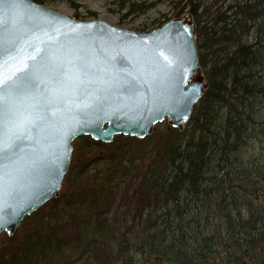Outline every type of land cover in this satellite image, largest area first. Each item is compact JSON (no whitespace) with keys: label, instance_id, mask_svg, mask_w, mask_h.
Segmentation results:
<instances>
[{"label":"trees","instance_id":"16d2710c","mask_svg":"<svg viewBox=\"0 0 264 264\" xmlns=\"http://www.w3.org/2000/svg\"><path fill=\"white\" fill-rule=\"evenodd\" d=\"M134 7L125 15L142 6ZM184 12L194 16L199 63L210 85L187 126L166 125L153 134L155 148L125 172L119 201L131 221L97 226L92 264H214L218 255L225 264H241L256 239L264 178L261 166L241 154L264 136V0H181L175 17ZM126 138L118 136L119 143L145 141ZM114 140L96 143L114 151ZM94 157L79 150L73 164L84 167ZM76 189L95 195L88 182ZM6 246L9 264L20 262L19 236H7Z\"/></svg>","mask_w":264,"mask_h":264},{"label":"water","instance_id":"95a60500","mask_svg":"<svg viewBox=\"0 0 264 264\" xmlns=\"http://www.w3.org/2000/svg\"><path fill=\"white\" fill-rule=\"evenodd\" d=\"M196 28L190 12L141 32L99 18H73L34 0H0V79L35 65L38 86L21 97V111L35 117L31 106L41 93L48 96L40 127L18 141L16 156L0 159V173H6L0 234L14 235L25 216L59 196L75 139H142L165 119L183 128L210 85L199 63ZM39 50L50 57L47 63ZM77 57L87 62L86 76H79ZM60 64L69 78L58 83Z\"/></svg>","mask_w":264,"mask_h":264},{"label":"rangeland","instance_id":"374dc122","mask_svg":"<svg viewBox=\"0 0 264 264\" xmlns=\"http://www.w3.org/2000/svg\"><path fill=\"white\" fill-rule=\"evenodd\" d=\"M35 1L73 18L81 20L99 18L121 27L151 31L161 23L175 17L176 4L181 0ZM122 3L127 7H120ZM132 5H135L136 9L139 5L142 7L126 16L128 6ZM145 5L150 7L145 8ZM166 125H170L167 119L157 123L152 133L146 136L145 141L140 145L134 139L119 143L118 136H122L124 140L127 139L126 137L133 136L116 135L114 139L118 142L115 143L114 148L118 149L114 151L104 149L105 147L101 148L90 136L84 135L75 139L72 142V162L59 196H54L31 215H27L28 220L22 221L14 233L23 243V250L18 256L20 262L15 264H84L85 262L92 264L94 262V259L91 260L94 254L93 242L100 238L97 226L100 223L105 226L115 224L120 228L123 222L131 221L132 212L127 213L119 201L122 191L120 186L125 172L128 169L134 171L137 166L139 167L141 156H147L151 148H155L156 137H153V134L161 133ZM89 139L93 142H89ZM114 139L112 142L115 141ZM256 140L260 142L244 148L241 156L245 161L256 162L261 166L262 180L264 178V136ZM137 148H142V151L138 152ZM79 150L90 151L95 155L84 167L73 164L74 154ZM131 174L133 173L130 171L128 176ZM108 181V185L99 187L102 182ZM84 182L92 185L95 195L92 192L80 193L79 189L80 192H77L76 188ZM67 184L69 189L66 191ZM258 205L260 221L256 239L244 248L239 257L241 264H264V203L259 201ZM104 220H107L109 224ZM7 236L6 232L0 234V264L10 262V252L7 250L10 246L4 247ZM221 256L218 255V261L215 260L214 264H225Z\"/></svg>","mask_w":264,"mask_h":264},{"label":"snow or ice","instance_id":"6c2138e0","mask_svg":"<svg viewBox=\"0 0 264 264\" xmlns=\"http://www.w3.org/2000/svg\"><path fill=\"white\" fill-rule=\"evenodd\" d=\"M42 54L40 60L47 63L50 57L43 54V50H39ZM33 61L37 58L30 57ZM78 68L79 76H86L87 62L82 58ZM69 64L72 61H68ZM75 67V65H73ZM19 75L0 79V159L10 160L17 155L19 151L18 141L29 139V132L38 129L41 123L45 120V115L40 114L44 107H47L45 102L48 101V96L41 93L42 100H38L31 106L32 112H36L35 117L31 113L25 114L20 108V99L27 93L32 92L38 86L39 69L33 66L25 65L24 68L17 70ZM57 82L69 78V73L66 70L65 64H60L55 69ZM6 167V166H5ZM6 173H0V181H3ZM2 222V218H0Z\"/></svg>","mask_w":264,"mask_h":264}]
</instances>
